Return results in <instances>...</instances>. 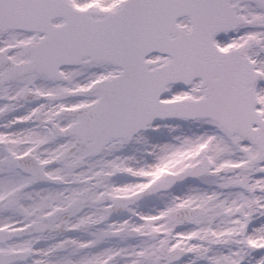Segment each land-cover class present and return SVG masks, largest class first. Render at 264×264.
I'll list each match as a JSON object with an SVG mask.
<instances>
[{
  "label": "snow or ice",
  "instance_id": "1",
  "mask_svg": "<svg viewBox=\"0 0 264 264\" xmlns=\"http://www.w3.org/2000/svg\"><path fill=\"white\" fill-rule=\"evenodd\" d=\"M0 264H264V0H0Z\"/></svg>",
  "mask_w": 264,
  "mask_h": 264
}]
</instances>
